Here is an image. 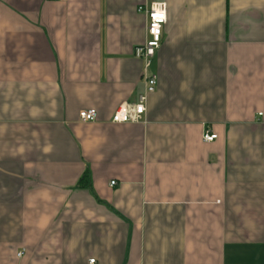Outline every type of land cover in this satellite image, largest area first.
<instances>
[{"label": "crops", "instance_id": "obj_1", "mask_svg": "<svg viewBox=\"0 0 264 264\" xmlns=\"http://www.w3.org/2000/svg\"><path fill=\"white\" fill-rule=\"evenodd\" d=\"M147 1L0 0V264H264V0H162L113 124Z\"/></svg>", "mask_w": 264, "mask_h": 264}, {"label": "built area", "instance_id": "obj_2", "mask_svg": "<svg viewBox=\"0 0 264 264\" xmlns=\"http://www.w3.org/2000/svg\"><path fill=\"white\" fill-rule=\"evenodd\" d=\"M137 12L146 18V42L135 47L134 56L144 64L145 92L134 103H124L115 111L111 122L113 124H137L144 121L147 112L148 96L156 91L158 78L149 75L148 69L152 65L158 50L162 44L163 30L168 22L167 3L162 0L147 1L137 8ZM79 120L83 123H93L98 120L96 110H84L79 114ZM217 138L214 134L206 133L203 137L205 142H213ZM116 182H111L114 187ZM19 254V256H21ZM92 264L95 260L90 261Z\"/></svg>", "mask_w": 264, "mask_h": 264}, {"label": "trees", "instance_id": "obj_3", "mask_svg": "<svg viewBox=\"0 0 264 264\" xmlns=\"http://www.w3.org/2000/svg\"><path fill=\"white\" fill-rule=\"evenodd\" d=\"M80 182H81V184H84V185L90 184V178H89L88 174L85 175L84 178Z\"/></svg>", "mask_w": 264, "mask_h": 264}]
</instances>
